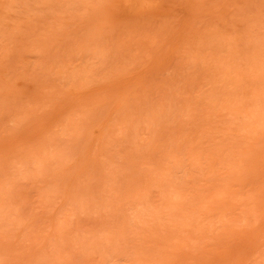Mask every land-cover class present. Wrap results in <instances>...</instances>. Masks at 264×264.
<instances>
[{"label": "rangeland", "instance_id": "obj_1", "mask_svg": "<svg viewBox=\"0 0 264 264\" xmlns=\"http://www.w3.org/2000/svg\"><path fill=\"white\" fill-rule=\"evenodd\" d=\"M0 0V264H264V0Z\"/></svg>", "mask_w": 264, "mask_h": 264}, {"label": "bare ground", "instance_id": "obj_2", "mask_svg": "<svg viewBox=\"0 0 264 264\" xmlns=\"http://www.w3.org/2000/svg\"><path fill=\"white\" fill-rule=\"evenodd\" d=\"M121 3L130 9H141L144 7H151V0H121Z\"/></svg>", "mask_w": 264, "mask_h": 264}]
</instances>
